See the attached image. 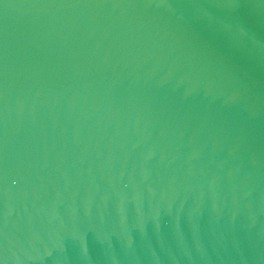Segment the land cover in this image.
I'll return each mask as SVG.
<instances>
[{
    "label": "water",
    "instance_id": "1",
    "mask_svg": "<svg viewBox=\"0 0 264 264\" xmlns=\"http://www.w3.org/2000/svg\"><path fill=\"white\" fill-rule=\"evenodd\" d=\"M0 264H264V0H0Z\"/></svg>",
    "mask_w": 264,
    "mask_h": 264
}]
</instances>
